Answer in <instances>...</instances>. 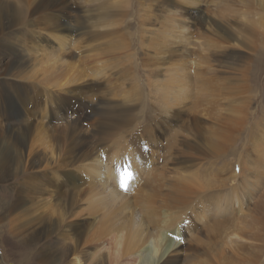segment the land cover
<instances>
[{
    "label": "rangeland",
    "instance_id": "obj_1",
    "mask_svg": "<svg viewBox=\"0 0 264 264\" xmlns=\"http://www.w3.org/2000/svg\"><path fill=\"white\" fill-rule=\"evenodd\" d=\"M35 4L39 6L33 9ZM0 27V65L11 63L20 53L22 60L17 68H24L13 78L18 83L16 91L25 115L4 124L13 122L14 131H21L25 124L31 130L45 127L40 124V114H43L42 105L48 101L53 106L46 107L48 110L52 107L49 115L52 120L47 122L62 128L64 156L67 154L68 158L72 154L68 150L71 141L76 145L88 144L90 156L82 155L79 162L97 167L113 161L130 163V159L137 160L142 155L150 157L152 151L147 147L154 143L153 151L158 152L154 159L165 163V176L169 173L168 177L160 176V181L161 178L164 181L160 192L167 189L170 177L177 176L178 165L166 163L167 152H175V145L170 146L175 137L183 139L178 144L179 150H197L191 142L188 148L183 146L186 140L193 139L197 122L207 134L208 122L214 117L221 120L219 114L241 111L243 122L237 126L218 121L232 132L222 150L214 155L197 154L194 165L186 167L187 171H197L206 178L207 183L200 184L201 191L205 190L203 194L196 187V194L185 203L174 204L168 211L163 207L154 211L160 225H164V220L169 225L171 230L167 235L176 244L181 242L180 226L188 225L190 232L176 264H240L237 260L240 257L232 256L229 251L234 225L245 223V214L261 201L258 198L264 192V0H0ZM4 27H10L12 33L7 34ZM57 37L64 45L54 42L56 51L38 52L50 56L43 58L35 70L27 66V54L38 58L34 53L49 46L47 40ZM232 38L242 41L235 54H230ZM213 63L210 73H214L204 72ZM197 76L199 80L216 82L213 86L219 87L214 92L218 95L211 97L212 104H217L210 115L200 102L191 108L190 98L181 95V85L198 79ZM225 83L233 87L239 83V89L228 85L225 88ZM216 84H224V89ZM163 85L172 87L162 91ZM191 86L190 91L195 93ZM58 93L63 97L56 99ZM182 102L187 107H181L178 112ZM5 109L2 106L0 114ZM85 127L93 132L89 138L81 133ZM33 133L30 132L31 137ZM3 140L2 137L0 141ZM194 141L199 149L204 146ZM144 162L145 166L151 160ZM123 166L129 167L122 165L120 169ZM79 169L80 166L60 170L66 179L60 188L65 189L62 192L66 198L87 186ZM42 176L39 182L51 178L50 173ZM138 179L142 180L141 176ZM16 187L19 184L14 177L0 181V212L5 215L0 216V261L44 264L41 254L50 248L56 257L53 263L45 264L59 263L65 242L56 240L57 232L44 238L35 233V225L41 219L56 217V199L51 198L49 204L40 202L48 194L41 196V192L28 191L24 186L23 196H30L37 203L26 200L8 216L6 202L15 200ZM130 210L126 207L121 212V221L128 219L124 216ZM255 215L264 224V209L256 207ZM28 225L34 227L24 229ZM263 227L254 238V247L242 253L246 257L240 259L248 257L246 264H264ZM11 234H17L23 241L20 243L15 237L18 245L14 244ZM25 245L30 248L23 253Z\"/></svg>",
    "mask_w": 264,
    "mask_h": 264
},
{
    "label": "bare ground",
    "instance_id": "obj_2",
    "mask_svg": "<svg viewBox=\"0 0 264 264\" xmlns=\"http://www.w3.org/2000/svg\"><path fill=\"white\" fill-rule=\"evenodd\" d=\"M38 6L39 4H35L33 6V9H36ZM4 30L7 34L12 33V29L10 27H4ZM60 39L61 38L57 37L54 40H47L46 44H48L49 46H43L41 50L33 49L38 50L34 54L39 57L35 58L31 57V54H27V59H29L28 61L26 60V63H28L27 66H30L31 69L35 70L36 66L39 65V62L43 58L50 56L39 55L38 52L44 51L45 49H48L50 52L56 51L54 50V47H56L54 42H56L59 46L60 43H62L61 41H59ZM230 40L229 44L232 45V47L230 48V54H235L238 52L237 48L239 46L241 47L242 41L240 38H232V41ZM62 45L64 44L62 43ZM59 48L61 49L62 47ZM18 55L19 56L15 57L14 61H12L11 63L2 65L3 67L0 65V109L4 105L6 108L2 112V114H0V125L4 127H0V139L2 137L5 139L3 141H0V181H3L4 179L9 177H14L19 184V187H16L17 189L15 190V200H7L6 202V208H9L8 216L15 210H17L26 200L37 203V201L31 199L30 196H23L22 192L25 194V190L23 189V187L27 186L28 191H30L31 189L34 191H39L41 192V196L48 194L47 198H45V200L40 199V202L49 204L51 198L56 199V217L54 218L50 216L49 218L46 217L41 219L35 225L37 229L35 233L37 236H43L44 238L57 232V234H55L56 240L60 239L65 242V247L63 246L61 255L59 257L60 262L57 264H176L178 262L177 260L179 259L178 253L183 245L186 244L184 241L186 239V236H188L190 232L187 228L188 225H179L181 228V242L176 244L175 241H172L173 238L167 235V233L171 230L169 225L166 224L165 220L163 221L164 225H160L158 215L154 213V211L156 208L160 207H163L166 209L165 211H168V209H171L174 204L180 205L185 203V201L192 194H196H194L196 187L200 190L201 193L205 191H201L203 188H201L200 184H206V178L200 175V173H197V171H187L186 167H191L192 165H194L193 162L198 159L197 154L214 155L222 150L223 143L226 142L227 139H229L232 132L227 127L219 125L218 121H227L230 124L237 126L243 122L241 111L237 110L236 114H229V112L223 115L219 114L221 120H218V117H214L213 120H210V123L208 122L209 132L207 134H205L204 126L201 123L197 122L194 127L195 130L192 137L193 139H189L188 141L186 140L183 145L184 147L188 148L190 146L189 142H191L193 145H195L197 150H179L178 144L182 143L183 139L178 140L176 139V137L175 140L172 139L174 141H172L173 143L170 144V142H166L169 143L170 146L175 145L173 149L175 150V152H167L168 161L165 162L169 165H178L177 168H175L177 170H175L177 176L173 175L172 177H170V179L166 183L167 189H165L164 191L162 190L163 192H160V186L162 182H164L162 181V179L165 176V174L163 173L165 171L166 165L165 163L158 161V159H154V154L158 153L157 150L155 151V153L153 151L154 143H150L151 146L147 147L149 148L150 152L152 151L150 157H144L146 155H142L140 157L142 159H130V163L123 164H119L118 161H106L107 163L104 162L105 164H101L99 167H97L96 165L87 162H79V159L82 155L90 156L91 152H89L87 146L88 144H86L85 146H82L81 144L76 145L73 144L70 140L71 146L69 145L70 147L68 150L70 151V154H72H68V158L66 157L67 154L66 156H64V153L66 152H64L63 150L65 140L64 137L61 136L62 128H58L55 125L52 127V124H49L47 122L52 120V117H49V115L52 114V107H50L49 110L46 107L53 106L52 104H47L48 101H46V103L42 105L44 106L43 114H40V120L42 121V123L40 122V124L45 125V127H36L31 130V126L28 127V124H25V126H22L24 128L21 131H14L12 129L13 122H7L6 124H4V121L6 122L9 119L16 121V118L18 116L24 117L25 115L24 110H22V105L19 102V93L16 91L18 83L13 78L14 76L18 77L20 72L24 69L22 68L20 70L19 68H17L22 60V55H20V53ZM211 65H214V63L210 64L207 67V71L204 72L210 73L212 71L210 70L212 69ZM16 68L17 70L14 71ZM204 72L202 71L203 74ZM215 75L216 73L214 74V76ZM191 83L193 87L191 86ZM215 83H212L209 80H199L198 77V79H193L192 82L187 81L186 83L184 82L181 85V95L186 94L187 98H190V107L194 106L197 102H200L205 106L204 108L208 112L207 114L210 115L212 114L210 110L212 109V107H215L213 105L217 104H212L214 100H211V97L213 96L212 99H214V96L218 95H216L214 92H217L219 90L218 86L220 85L216 84L218 88H215L216 86H213L215 85ZM237 84L234 85V87L236 86L239 89V83ZM223 85L224 84H222V86L220 85V89L223 87ZM225 85L226 86L224 87L226 88L228 86H231L232 84L230 85V83H225ZM190 86L195 89V93H192L190 91ZM171 87L172 86L163 85L161 90L165 91ZM232 87L233 86L229 88ZM236 87L235 89H237ZM229 91L227 93H229ZM74 93L75 91L73 92V94ZM191 93L193 95H191ZM62 97L63 96L58 93L56 99ZM185 105V102L180 103L177 108L178 112L179 110H181V107H187ZM217 107L219 106L217 105ZM197 108L199 109V107ZM204 108L202 106V109ZM217 109L215 110L217 111ZM197 111L198 110L194 111L193 113ZM206 111L204 113H206ZM178 112L176 111V114ZM70 114L72 116V111ZM43 119H45L46 122H44ZM56 119L61 120V118L58 117ZM6 126H8L7 128L9 129H7ZM81 126L83 127L82 123ZM184 130L187 131V129ZM30 132H34L32 137ZM81 133L87 138L93 135L92 130L86 127L81 129ZM168 139L170 138H167V140ZM194 140L202 142L204 146L199 149L198 143ZM103 142L105 141L103 140ZM186 144L187 146H185ZM84 148H86L87 150L84 151ZM193 154L196 157H194ZM145 160H151L149 164L147 163L148 166L147 164L144 166ZM159 162L160 164H162L159 165ZM183 163H185V165H183ZM122 165H129V167L123 166V168L120 169ZM76 166H80L79 170H81V172L83 173V177L87 181V186L77 189L75 196H68V198H66V194L62 192L65 189H60L62 188L61 186L65 185L66 181V179H63L64 176L61 175L60 170L67 167ZM18 168L19 170H17ZM49 173L51 175V178L49 180H47L46 177L44 181H38L43 174L49 175ZM161 174L163 176H161ZM138 176H141L142 180L138 179ZM160 176L163 177L161 178L162 182L160 181ZM117 185H119L120 187H118ZM248 189L249 188H247L245 191H247ZM259 199L261 201L258 204L256 203L253 208H251L245 214V223L240 222L234 225L235 231L231 235L233 238V240L231 241V250L228 249L232 256L240 258L246 257L242 255L243 251L249 249L250 247H254V245L256 244L254 238L256 237L258 230H260L261 225L264 224H262L261 222L263 220L255 215V213L256 207L264 209V192L258 198V200ZM126 207L131 209L130 213L125 214L124 216L129 220L127 219L121 221L120 214H122L121 212H123ZM217 212H220V209H218ZM0 216L3 217L5 215H2L0 212ZM31 227H34V225H28L24 227V229ZM13 235L11 234V239L13 240L14 244L18 245V242L15 239V237H17L18 235ZM17 239L20 243L21 241H23L18 237ZM229 240L230 239H228V241ZM25 246L26 247L23 250V253L26 252V249L30 248L29 245ZM41 255L44 264L53 263V260L56 257V255L50 250V248L48 249V251H44ZM240 258L237 259L240 264L247 263L248 257L244 259ZM0 264H3L2 261H0Z\"/></svg>",
    "mask_w": 264,
    "mask_h": 264
},
{
    "label": "snow or ice",
    "instance_id": "obj_3",
    "mask_svg": "<svg viewBox=\"0 0 264 264\" xmlns=\"http://www.w3.org/2000/svg\"><path fill=\"white\" fill-rule=\"evenodd\" d=\"M130 175V174H129ZM122 186H123V180H122Z\"/></svg>",
    "mask_w": 264,
    "mask_h": 264
}]
</instances>
